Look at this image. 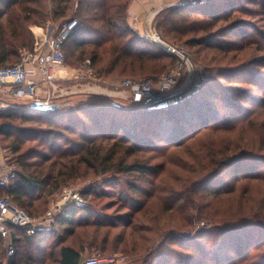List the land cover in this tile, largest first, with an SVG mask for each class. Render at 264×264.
<instances>
[{
  "label": "trees",
  "instance_id": "trees-1",
  "mask_svg": "<svg viewBox=\"0 0 264 264\" xmlns=\"http://www.w3.org/2000/svg\"><path fill=\"white\" fill-rule=\"evenodd\" d=\"M130 1L78 0L80 26L64 51L68 45L78 60L90 59L98 80L156 79L177 62L176 56L141 38L127 22ZM236 1L228 0L225 8L234 10ZM214 2L167 8L154 19L156 28L167 40L185 39L191 45L192 34L210 29L201 19L219 14L214 7L206 10ZM54 15L50 0H0V66L20 62L22 53L34 47L32 27L47 26ZM221 76L229 83L260 85L253 73L231 75L225 69ZM219 82L210 75L197 92L166 106L129 108L106 97L81 95L70 107L63 105L53 112L29 107L0 113V144L18 167L15 179L0 184V198L10 196L36 217L46 212L50 197L63 185L79 180L92 168L96 177L128 179L118 193L114 190L117 182L104 180L102 185L86 187L81 190L85 199L118 194L112 202L122 205L141 198L132 208L127 205L131 211L125 217L119 215L121 221L92 218L90 205L87 209L67 206L55 215L56 223L64 228L61 237L54 229L28 236L12 227L15 253L5 263L6 247L0 235V264H81L86 243L78 247L66 243L77 227L90 228L86 237L92 238L88 243L94 247L99 241L96 230L123 226L116 248L140 252L132 235L142 219L155 223L157 233L192 227L200 220L206 225L203 233L210 234L199 237L205 246L214 243L236 255L227 254L218 264H257L255 258L264 264V95L237 88L228 96L229 88ZM239 100L256 108L245 107ZM180 209L187 215L174 225L172 214ZM79 213L88 215L85 222L74 221ZM52 235L56 239L51 243ZM181 246L196 253L193 244ZM198 246L200 256H209ZM149 254L147 264H199L190 257L173 262L167 252Z\"/></svg>",
  "mask_w": 264,
  "mask_h": 264
},
{
  "label": "rangeland",
  "instance_id": "rangeland-1",
  "mask_svg": "<svg viewBox=\"0 0 264 264\" xmlns=\"http://www.w3.org/2000/svg\"><path fill=\"white\" fill-rule=\"evenodd\" d=\"M198 1H205V0H198ZM217 3L214 6H209L210 8L206 7V10L213 11V9L220 10L219 14L216 15H206L204 18L201 19L203 23H205L206 27H210L207 32H200L197 34H192L189 39H191V45L187 43L185 39H171L167 40L162 37L165 41L171 44H181L184 45L186 49H188L191 60L196 66L198 73L196 75L188 76L187 74L183 76L180 80L176 88L174 89L175 92L181 94V97H187V95L197 92L202 85H204L207 80L208 76H214L216 81L219 82V86L222 85L224 88L228 87L229 90L225 91L226 95H231L237 88H243L246 91L250 92L254 96H263L264 95V0H237V5L235 6L234 10H229L225 8L227 5L228 0H214ZM177 2V1H176ZM78 0H50V7L52 9V13L56 15L53 16V19L47 23V26H39L44 29V33H49V24L51 25L56 24L58 25L61 21L71 18L77 17L79 18V12L77 11ZM174 6H178V3L168 5L163 10L167 8H171ZM218 6V7H217ZM162 10V11H163ZM57 13L59 15H57ZM60 13H63L60 15ZM156 18V17H155ZM46 26V27H45ZM196 42H202L201 44H195ZM155 43V42H153ZM66 67L69 68H81L83 66V60H78L77 57L73 56V51L67 45L66 50ZM19 63V62H17ZM15 63V64H17ZM229 70L231 75L236 73H253L255 77L259 78V86H253L252 84L246 82L240 83H229L227 82L222 73L224 70ZM92 74L88 72H83L84 75L79 76V78L72 80L71 82H67L68 85L72 83H87L91 87L97 84L104 88L105 92H112L113 94L123 93L127 89L122 86L123 80L132 77H120V78H113L108 80H98ZM165 73V72H164ZM163 74V73H162ZM143 78V77H141ZM144 78H150L145 77ZM152 78V77H151ZM96 80V81H94ZM221 83V84H220ZM156 84V83H155ZM157 86L155 85L154 88ZM217 87V85H216ZM127 97V100L124 99L123 104L129 108L136 107L137 105H147L144 103L145 100L138 99L130 93ZM81 95H93V94H77L75 100L72 102L76 103L81 99ZM184 97V98H185ZM237 97L234 95V98ZM43 99V97H41ZM108 98V97H106ZM121 97H113L109 98L111 100H115ZM178 99V101L183 100ZM35 98H27V99H20L18 104L22 107H17L15 109L18 110H26L27 108H23V105L28 106ZM44 100V99H43ZM55 100V99H53ZM116 101V100H115ZM122 99H119L121 102ZM175 100L170 99L167 101L162 102L161 104H157L155 107L158 106H166L170 103H173ZM51 102V101H50ZM112 102V101H111ZM239 104L244 105L245 107H249L251 109L256 108L249 102L245 100H239ZM222 108V104L220 105ZM147 107H150L147 105ZM27 111V110H26ZM222 111L226 113V109L222 108ZM227 115H229L227 113ZM23 126H28L29 128L42 130L43 128L31 127L33 126L30 123H20ZM32 133V132H31ZM56 137V136H55ZM71 139L76 138L75 136H69ZM63 140H60L62 143ZM36 149L38 148L36 143H30ZM0 147L3 146L0 144ZM43 149V148H42ZM141 156L145 154H140ZM3 156L5 160L6 167L9 166L15 172L17 171V165L13 161L12 154H8L6 151H3ZM148 156V154L146 155ZM161 159L154 160L153 163H159ZM83 169H86L83 167ZM9 170V168H8ZM93 170H87V175L82 176L79 180L76 181H68L65 185L62 186L59 191L54 193L50 197V201L47 205L46 212L52 209L54 206L60 204L63 195L64 189L68 190H77L80 191L86 187H91L93 184L102 185L104 180L108 181L109 183L117 182L119 187H116L114 190L115 192H120V185L126 181V177L123 176H106L102 175L96 177L93 175ZM141 183V182H138ZM198 183V182H197ZM201 183V182H200ZM147 186V184H143ZM128 192H125V196H128ZM104 197V199L95 198V196H87L86 200L88 202V207L90 205L89 214H91L92 218H101V219H111L114 221H121L119 215L125 217L124 215L127 211H131V208L137 204L141 198L136 199L133 204L126 202L122 205L120 203L112 202V199L118 200V194L115 196H108ZM111 201V202H110ZM114 203V205H113ZM127 205H130L131 208H128ZM156 209V206L153 207ZM71 209V208H70ZM160 209V206L157 207V211ZM153 210V209H152ZM69 211V210H68ZM45 212V213H46ZM61 210L57 213H60ZM45 213L38 215L36 217H41ZM153 214L155 212L153 210ZM187 213H183L180 209L178 212L174 211L172 214L174 225L178 221L181 216H186ZM88 215L83 213H79L77 216L74 217V221H83L87 219ZM151 214H149V217ZM119 217V218H118ZM128 218V217H127ZM143 221V222H142ZM149 220L142 219L141 222L137 223L138 226L136 234H133V238L136 239V242L139 246L140 252L134 250H122L121 248H116V239L119 234L123 231V226L112 230L111 228H102L101 230H96L95 235L99 239L96 243H94V247L90 246L88 242L90 240L86 237V233H88V227H77L75 230V234L71 237H68L66 243L73 244L75 246H79L83 242L86 243V246L83 250V258L96 255L100 258H109V257H119L122 259L125 257L124 261H121L118 264H147V261L150 259V254L153 253L154 255L158 251L167 252L170 257L173 259V262L178 259H186L190 257L195 262L197 261L199 264H218L223 260V257H226L228 254L232 258H236L234 252H229L227 249L220 248L217 244L211 243L208 245H204L202 243V239L199 237L203 236L202 238L210 235L208 232L203 233V229L206 228V225L197 220L194 223V226H188L183 228L182 230H165L164 232H155L157 229L155 227V223H149ZM170 227V226H169ZM53 229L56 235L60 237L63 235L64 228L59 223H56V216H54V225ZM176 229V228H174ZM51 231V230H49ZM53 231V232H54ZM41 232V231H40ZM48 232V231H42ZM200 233V235H199ZM129 235V231L127 232L126 236ZM150 237L151 241H146L145 238ZM56 237L54 235L50 236L49 241L52 243ZM131 239V237H130ZM181 241V242H180ZM182 243V244H180ZM189 245L193 244L196 248V253L190 250H187L181 245ZM202 245V249L206 254L209 256H200L201 249L198 246ZM122 247V246H121ZM109 248V249H107ZM200 251V252H199ZM255 253H252V255ZM7 258V257H6ZM152 260V259H151ZM172 262V263H173ZM255 262L257 264H263V261L259 260V258H255Z\"/></svg>",
  "mask_w": 264,
  "mask_h": 264
},
{
  "label": "built area",
  "instance_id": "built-area-1",
  "mask_svg": "<svg viewBox=\"0 0 264 264\" xmlns=\"http://www.w3.org/2000/svg\"><path fill=\"white\" fill-rule=\"evenodd\" d=\"M193 3L194 0H188L186 3H181L178 6ZM79 26V19L71 17L61 21L55 28L52 27L48 34L44 33V31L40 35L35 33L33 49L23 52L19 63L12 66H0V113L22 107L18 104L20 99L35 98L32 102L43 100L40 97L43 86L51 89L48 92V97H52L58 81L57 73L59 69L64 68L66 65L65 45ZM131 27L141 38L147 41L155 43L156 41H163L168 43L169 48L162 49L177 57L176 64L156 79L143 77L123 80L122 86L128 89L133 96L142 100H151L158 93L174 92L179 80L183 76L187 74L191 77V75L198 73L188 49L184 45H174L165 41L158 32L154 20L145 31H140L136 23L131 25ZM27 66L32 67V69ZM33 71L38 72L39 78L33 76ZM85 71L92 74L90 59H86L83 62V66L77 69L76 76L79 78V76L84 75L83 72ZM155 85L157 86L156 88H154ZM29 105H23V108H29ZM15 177L16 172L9 167V170L5 174H0V184H9ZM67 206L87 209L88 202L80 191L64 189L61 205L54 206L41 217H33L24 208L17 205L10 196L1 197L0 235L5 242L7 259L15 253L12 227L23 229L28 236H33L39 231L52 230L54 216ZM124 260L125 257L122 259L116 256L100 258L92 255L84 257L81 264H118Z\"/></svg>",
  "mask_w": 264,
  "mask_h": 264
},
{
  "label": "crops",
  "instance_id": "crops-1",
  "mask_svg": "<svg viewBox=\"0 0 264 264\" xmlns=\"http://www.w3.org/2000/svg\"><path fill=\"white\" fill-rule=\"evenodd\" d=\"M177 1V2H176ZM181 0H131L128 5V17L127 22L130 25L137 24L138 29L140 31H145L149 25H151L152 21L155 19V17L165 8L168 7V5L180 3ZM56 24H49V32L51 31V28H55ZM32 30L34 33L40 35L44 31L43 28L39 26L32 27ZM40 30V31H39ZM28 68L32 69V67L27 66ZM78 68H69L65 67L62 69H59L57 76L58 81L55 87V92L52 95V97H48V92L51 90L47 87L43 86L41 88L40 97H43L44 100L51 101L53 103H58L61 101L68 100L69 103H67L64 107H70L72 105V102L74 101L77 94H93L95 96L100 97H121L118 99H115L117 102H119V99H122L121 102L123 103L124 99L127 100V97L131 95L130 91L127 89L123 93L113 94L112 92H105L104 88L100 85H93L91 87L87 83H72L71 85H68L67 82H71L74 79H77L76 76ZM33 76L36 78H39V74L36 71H33ZM96 81V80H94ZM97 91V92H96ZM0 97H1V90H0ZM55 99V100H53ZM3 149L0 147V174L3 175L8 171L9 166L6 167L4 156H3ZM7 262V258H5V263Z\"/></svg>",
  "mask_w": 264,
  "mask_h": 264
},
{
  "label": "water",
  "instance_id": "water-1",
  "mask_svg": "<svg viewBox=\"0 0 264 264\" xmlns=\"http://www.w3.org/2000/svg\"><path fill=\"white\" fill-rule=\"evenodd\" d=\"M188 0H183L180 3H178V5H180L181 3H186ZM198 0H194V3H196ZM156 44L164 49H168L169 48V44L163 41H156ZM185 97V96H184ZM184 97H181V94L178 92H165V93H158L156 95H154V97L151 100H145L144 103H146L148 106L150 107H155L157 104H161L164 101L170 100V99H174V100H178V99H182ZM67 103H69L68 100L66 101H61L58 103H53V102H48L45 100H36L34 102H32L29 107L31 109H35L38 111H43V112H53L56 111L57 109L61 108V106L66 105ZM118 104V103H116Z\"/></svg>",
  "mask_w": 264,
  "mask_h": 264
},
{
  "label": "bare ground",
  "instance_id": "bare-ground-1",
  "mask_svg": "<svg viewBox=\"0 0 264 264\" xmlns=\"http://www.w3.org/2000/svg\"><path fill=\"white\" fill-rule=\"evenodd\" d=\"M97 92V91H96Z\"/></svg>",
  "mask_w": 264,
  "mask_h": 264
}]
</instances>
